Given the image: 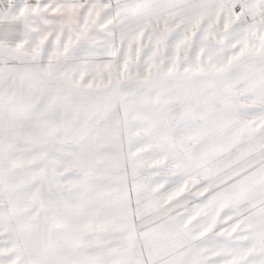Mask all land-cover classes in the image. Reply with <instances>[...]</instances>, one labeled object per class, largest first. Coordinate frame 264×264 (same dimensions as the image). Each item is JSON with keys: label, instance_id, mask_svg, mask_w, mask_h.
<instances>
[{"label": "snow or ice", "instance_id": "snow-or-ice-1", "mask_svg": "<svg viewBox=\"0 0 264 264\" xmlns=\"http://www.w3.org/2000/svg\"><path fill=\"white\" fill-rule=\"evenodd\" d=\"M0 264H264V0H0Z\"/></svg>", "mask_w": 264, "mask_h": 264}]
</instances>
